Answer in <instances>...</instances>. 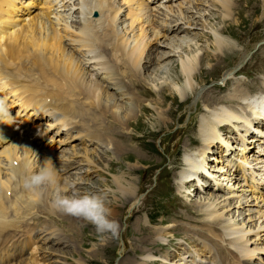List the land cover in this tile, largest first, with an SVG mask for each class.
Wrapping results in <instances>:
<instances>
[{
    "label": "bare ground",
    "instance_id": "1",
    "mask_svg": "<svg viewBox=\"0 0 264 264\" xmlns=\"http://www.w3.org/2000/svg\"><path fill=\"white\" fill-rule=\"evenodd\" d=\"M210 1L180 0L178 3L166 4L167 8L161 15V18L164 19V22L161 25L167 27L165 30H159L157 28L152 15L149 13L135 16L133 19H127L125 16L121 15V28L125 37L118 42L115 39L102 40L103 44L109 48V58L103 64L105 71L102 73H100L99 70L94 69L90 64H85L83 62V58L71 50L65 41H62V28L54 25L52 20L40 17L36 11L30 14V17L24 21L21 28L17 30L15 29L23 22L18 26H14L12 29H7L5 37L7 41L10 42L12 47L18 52H41L44 56L43 61H47L56 66H62L77 76L80 88L90 96L87 101L88 105H86L83 114L87 120V126L93 130L94 138L96 139L94 143H98V141H100L99 145L101 147H105L104 152L106 154H115V158L110 159V162L119 161L120 159L123 160L128 158V156L120 158L121 156H124L122 154L130 155L129 152H131L129 151L128 144H124L118 140H120V138L127 137L125 130H127L130 126L131 121L134 119L133 117H136L137 115V107L134 105V102L136 100L139 102L140 100H144L145 102L146 99V97L140 95L136 89L137 87L143 88L142 82L139 81L135 84L134 82H131L132 79L137 77L139 78L144 73V77H141L142 81H144V90L148 86H151L153 91L156 93L155 95L161 98L160 100L163 99L164 89L168 87L166 83L169 85L171 90L170 92L177 94L180 101H187L194 96L197 100V98L201 95L210 93L211 91L204 93V86H200L204 82H198V80H196L197 76L194 69L197 66V55H182L181 53L182 50H184L183 48L185 46L187 48L194 46L198 47V42L209 36V38L206 39V42H209V46L212 47L213 50L217 51V53L214 51L211 52L208 47L205 54H208L209 58H212L213 60L217 58L220 62H224V59L226 60L230 54L234 55L231 59L236 56V45L232 44L229 36L225 37V32H223V29L226 28L218 30L213 27H209L205 17L208 16L207 12H209L212 7H220L222 9L223 18H229L231 20L232 17L230 15L233 13L229 8L230 2L227 0ZM77 18H80L79 12H77ZM196 30H203V32L206 30L208 34L213 32L212 34L214 37H210V35H204L202 33L199 34ZM187 31L190 33L189 35L193 34L196 37L192 38V36L187 35ZM182 32L185 33L179 35V33ZM160 44L165 46L167 45L170 50L160 51L155 49V46H160ZM111 47H113L114 50L119 48V51L112 52L110 51ZM179 47L182 50L180 49L179 51ZM176 49L179 51L178 60H176L178 62L177 66H179V71L173 73L170 72L168 77H166V80H162V76L165 75L162 74H167V65H169V72L173 69L171 67L174 66L176 61H170V63L163 62L160 66L153 67L151 69L150 65H152V63L154 64V62L157 64V62H161L164 59L173 56L175 51V53H177ZM156 51L157 57L152 61V56H155ZM238 55L240 54L238 53ZM245 57L246 55H240L239 63L244 61ZM120 65H123L124 68H119ZM218 68L219 67H210V69L214 72H216ZM236 68L229 70L230 72L223 77V80L226 81V79L230 77L232 79V76L236 73ZM124 70L126 72H123ZM128 77H130L129 81L131 82V85L127 81ZM138 78L137 80H139ZM235 80H238L237 77ZM258 80L261 81V84L264 86V79L259 78ZM225 88H227L226 85L221 84L214 87L217 91V98L211 109L208 111L212 116L207 120L203 119L202 124L199 127L200 146H197L196 150L185 151L183 156L184 165L181 166L182 171L179 174L180 181L177 183V189L182 193H186L185 190H182V188L188 183H191V186H195L194 190H199V188L203 187V185L213 189L214 183L208 176V171H205L208 161L211 159L214 161L216 157L214 153L222 151L226 146L225 143H232L230 134H232L233 130H235L233 125L242 131L244 130L243 127L246 123L245 115L254 109L253 104L255 103L256 107H258L259 104L264 105V92H258L251 96L250 94L253 93L249 92L246 87V89H235L234 93L233 91L229 92L227 89L229 96L227 95V98L222 99L225 94L223 93ZM208 95H211V93ZM211 96H215V94ZM231 97H233V99H231ZM121 99L126 102L123 101L124 103L121 104ZM229 99L237 101V104L226 105V103L231 102ZM160 100H158L155 104L146 102L145 106L152 108L157 113V119L163 124H167L168 122H171L170 116L172 115V111L169 109H167L166 112L164 110L160 111L157 105ZM202 106L203 111L200 114V118H203L201 116L207 109V105L204 106V103ZM234 108L239 109L234 110ZM255 110H260V108H255ZM110 116L113 120V124L117 125L121 131L116 132V129H113L112 131L109 129V132H105L104 136V130H102V127L104 126L105 121L110 119ZM224 130L226 133H224ZM222 134H225L226 136L223 137ZM252 135L256 134L252 133ZM130 136L129 140L135 137V135ZM116 138L118 140H116ZM234 138H236V136ZM247 140L252 141L251 143H255L257 141V139H254L253 137H251L250 140L249 136L247 137ZM187 142L189 144L192 143L189 139ZM233 144L234 146L232 147V150H236L238 148V141H234L232 145ZM88 146L89 145H84L82 147L77 144H72V150L70 149L71 147L64 148L62 151H60L62 148L58 149L54 152L55 157L53 158L41 154L39 148L32 140L19 135L10 139L2 147L6 160L4 162L5 168L20 166L22 164H25L29 168L28 170L19 169L18 171H10L0 168V202H3L4 204L3 207H0V235L2 238L17 235L18 231L13 229L11 226H15L21 218H29V216L32 217L34 214L47 213L50 216H53L57 220L56 223L59 224V228H57V225H53L52 228L46 225V227L51 231L50 234H54V238L52 239L53 244L61 240H63V243L61 244H66L71 241V239L69 241H65V239H68L69 237L65 234L66 231H64L63 228H60L61 224L68 226L69 230L72 229V231H74L72 237L73 240L75 239V243L76 241L80 244L82 243V241L77 239L81 230L78 229L79 227H76L78 220L81 221L82 219L57 211L52 207V200L54 198V193L58 189L68 188L70 184H76L75 179L80 180V178L74 177L73 173H75L76 176H80L81 173L86 174L90 171L88 169L83 170L82 167V162H86L87 164L94 162L90 155L93 150ZM210 148L211 151H209ZM49 151L50 153H53V148H50ZM206 151H208V154H206ZM78 153L83 154L84 156L81 157ZM79 156L81 158H79ZM46 158H51L53 164L56 166L57 171L55 182L38 191H28L21 187L18 191H12L14 192V195H12L11 198H7L5 191L7 192L9 189H12L11 185L13 178L18 176L19 179H21L28 174L34 173L42 166ZM254 159L257 164L264 160V158ZM15 160H18L16 164L14 162ZM214 165L213 169L216 170V172L212 171L215 173L212 175L216 177L219 170H223V173L218 174L219 176L217 177L223 178L225 181L228 180L226 182H220L218 189H213V191L218 190L222 193L219 194L212 192L210 198H203V204L202 202H198L197 199H194V201L197 200L196 204L193 205L194 207L189 205V211L193 212V215L189 216L188 214L184 218L187 222H194L192 220V216L196 215L197 212H200L201 216L198 217L200 222L187 224L184 221H178L177 223H181L183 225L176 229V232L179 233V230H183L188 237H192L197 234L205 235L207 237L211 235H219L228 240V242L232 245H235L239 249L243 250L245 257L251 262V264H262V262L264 264V261L261 262L260 259L264 252V188L261 190L260 194L255 193L253 188L250 190V188L243 184L239 175L230 170L226 171L227 168L219 165L218 163ZM88 166L92 167L90 165ZM257 166L258 165H256V167ZM67 171H69V174H72L73 177L68 178L62 176V173ZM226 172L227 175L224 174ZM233 179L235 180L233 181ZM112 183L116 187H119V192H122L120 201H128L130 204L135 201L138 196V188L134 186L135 183L132 180H127L125 175H116L113 176ZM78 186H81V184L77 183V187ZM226 190H228V192L224 193ZM250 191L251 193H249ZM182 193L179 194L185 198L184 200H186V202L190 201H187V199H189V194H186L185 197ZM239 207L245 208L249 215L257 212V215L259 216L257 219L255 217L257 222L253 225H245V223H243V219L242 222H239L237 216H244V212H239V210H237ZM254 207L255 209H253ZM118 208H120V206ZM234 208L236 210H234ZM115 213L116 212L113 213L114 218L117 219L118 216ZM66 218H68L71 223L68 222ZM181 219H183V217H181ZM252 221H254V219L253 217H250L249 222ZM146 222L147 221L144 222L145 225H147ZM215 227L223 229V233L217 231ZM171 231V229L162 227L152 229L151 236L150 234H144V236L152 239V242H149V240L146 241L149 243V246H147L148 248L144 249L143 245L146 242L143 239L140 246L136 243L135 250L142 247L145 252L148 251L149 247L155 249L161 245L159 242L164 243L163 240H165V237H167ZM24 233L30 234L31 231L26 228ZM123 238L126 239L125 237ZM126 243L127 241L124 244V252L129 245V242L128 245ZM43 246L45 245L40 244L35 247L30 254L24 256L22 259L23 261L21 260V262L24 264H36L34 257L39 256V259L43 258V253L38 251L39 248H42ZM110 249H112L111 246L106 244L102 247V252L108 253ZM162 250L165 251V253H162ZM151 253L153 255H169V253L171 254V250L166 248L164 243V247L160 249V252L155 251ZM92 259H94V257L90 258V260ZM16 263L18 264L19 262ZM120 263L123 264L122 261H120ZM133 264H141V262L136 258L133 260ZM152 264H156V261H152Z\"/></svg>",
    "mask_w": 264,
    "mask_h": 264
},
{
    "label": "rangeland",
    "instance_id": "2",
    "mask_svg": "<svg viewBox=\"0 0 264 264\" xmlns=\"http://www.w3.org/2000/svg\"><path fill=\"white\" fill-rule=\"evenodd\" d=\"M227 1L230 2L229 8L233 13L232 15H230L232 17L231 20L229 18H223L222 9L220 7H212L210 9L211 12H207L208 16L205 17L207 19L209 27H213L218 30L226 28L223 29V32H225V37L229 36V38L231 39L230 42L237 47V54L233 59H231L234 56L233 54H230L226 60L224 59V62H220L217 58H215V60L209 58V55L205 54L208 47L211 52L214 51L215 53H217V51L213 50V48L209 46V42H206V39H208L209 36L204 40L201 39V41L198 42V47L194 46L187 48L185 46L183 48L184 50L179 47V51L180 49L182 50V55H197V66L194 69V72L197 76L196 80H198V82H204L200 85L202 87L204 86V93L207 91H211V95L215 94V96L208 95L210 93H205L198 97L197 100L194 96L187 101L182 102L180 101V98L177 94H175L174 92H170L171 90L169 88V85L168 83H166L168 87L164 89L163 99L160 100L161 98L155 95L156 93L153 91L151 86H148L144 90V81H142L141 79V77H144L143 73L142 76H140L139 78L137 77L139 80H137V78H134L131 82H134L135 84L139 81L142 82L143 88L137 87L136 89L140 95L146 97L145 102L144 100H140V102L136 100L134 102V105L137 107V115L136 117H133L134 119L132 121L130 120V126L127 130H125L126 132L124 131L127 137L120 138V140L116 138V140L129 145V151H131L129 152L130 155L122 154L124 156L120 157L125 158V156H128V158L110 162V159L115 158V154H106L104 152L105 147H101L99 145L100 141H98V143H93L88 146L93 150L91 151L90 155L93 158L94 162L90 164L82 162L83 170L88 169L90 171L86 174L81 173L80 176H76V174L73 173L74 177L80 178V180L75 179L76 185L77 183L81 184V186H78L79 189L107 191L110 207L113 209V213L116 212L115 214L118 216L117 219L122 225L119 239H100L95 231V227L82 219L81 221L78 220V224H76V227H79L78 229L81 230L77 238L79 239V241H82L81 245L77 241L75 243V239L73 240L72 235L74 231H72L71 227V230H69L68 226H64L61 224L60 228H63V230L66 231L65 234L69 237L68 239H65V241H69L70 239L71 241L66 244H61L63 243V240L59 241L60 243L57 242L54 244L52 240L46 243H41V245L43 244L45 246L39 248L38 251L43 253V258L39 259V256H35L34 259L36 261V264H121L120 261H122L123 264H133L134 259L137 258L139 261V257L143 253H146L144 249L148 248L147 246H149V243H147L146 241L149 240V242H152V239H150V237L144 236V234H150L151 236L152 229L158 227L168 228L172 230L171 233L167 235V237H165V240H163V242L165 243V247L171 250V254L169 253V255H153L156 258L153 260V262L156 261V264H186L185 260L180 259L179 252L182 253V249L185 246L183 241H190L191 239H189L188 235L183 230H179V233L176 232V229L183 225L177 222L184 221L187 224L200 222L198 219V217L201 216L200 212H197L196 215L192 216V220L194 222H187V220L184 218L188 214L189 216L193 215V212L189 211V205L191 207H194L193 205L196 204L197 200L198 202H202L203 204V198H210L212 192L219 194L222 193L220 191H211L208 186L204 185L203 187L199 188V190H194L195 186H191V183H188L185 187L182 188V190H185L186 193H182L177 189V183L180 181L179 174L182 171L181 166L184 165L183 156L185 154V151H193L196 150L197 146H200L199 127L201 126L203 119L207 120L212 116L208 111L211 109L217 98V91L214 89V87L219 86V84L226 85L227 88H225L223 91V93H225L226 95L224 94L222 99L227 98L230 91H233L234 93L235 89L240 88H247L249 92L253 93L250 94L251 96L258 92H264V86L261 84V81L258 80L259 78L264 79V0ZM23 24L24 22L15 29L17 30L21 28ZM196 31L199 34L202 33L204 35H210V37H214L212 34L213 32H211V34H208L206 30L204 32L203 30ZM184 33L185 32L179 33V35ZM186 34L189 35L190 33L187 31ZM189 36H192V38L196 37L193 34ZM194 41L197 42L196 40ZM155 49H158L160 51L170 50L167 45L165 46L163 44H160V46H155ZM179 51L177 50V53H175V51L173 56L168 57L161 62H157V64L156 62H154V64L152 63V65H150V69L160 66L161 64H163V62L170 63V61L174 62L178 60ZM238 53L243 56L248 55L243 68L241 66L237 67L240 58V55H238ZM156 57L157 51L155 53V56H152V61ZM177 64L178 62L176 61L174 63V66L171 67L173 69L169 72V65H167V74H162H165L164 76H162V80H166V77H168L170 72L173 73L179 71V66H177ZM211 66H213L214 68H219L216 72H214L212 69H210ZM236 67L237 70L236 73L232 76V79L230 77L226 79V81L223 80V77H225L230 72L229 70H233ZM119 68L123 69L124 66L120 65ZM123 72L126 71L124 70ZM235 76L239 81L235 80ZM129 78L130 77H128L127 81L130 84L131 82L129 81ZM232 80H235L234 85ZM227 89L229 92L227 91ZM231 99H233V97H231ZM158 100H160L159 103H157L160 111L164 110L166 112L167 109L172 111V115L170 116L171 122H168L167 124H163L162 122H160V120L157 119V113L152 108L145 106L146 102L155 104ZM123 101L124 100L121 99L120 103L122 102L121 104H123L124 102H126ZM230 101L231 102L226 103V105L237 104V101L235 100ZM203 103L204 106L207 105V109L201 116L203 118H200V114L203 111ZM236 109L239 108H234V110ZM105 124L102 127V130H104V136L105 132H109V129L110 131H112L113 129H116V132L121 131L119 130L117 125L113 124L111 116L110 119L105 121ZM224 133H226L225 130ZM234 134L235 130H233V133L230 134L231 139L235 137ZM130 135H135V137L129 140V137H131ZM222 135L223 137H225V134ZM188 139L192 141L191 144L187 142ZM233 146L234 144L231 146V149H233ZM64 148H70L72 150V144L68 145L67 147H63L60 151H62ZM209 151H211V148L209 149ZM206 154H208V151H206ZM80 156L83 157L84 155L80 154ZM80 156L79 158H81ZM217 162L218 161L216 160V158L214 159V161L212 159L209 160L205 171H208V173L211 175L215 174L212 171L216 172L213 167L215 166L214 164H217ZM218 164L221 165L220 163ZM88 165L92 167H89ZM64 173H62V176L64 177H73L72 174H69V171ZM218 174L219 172L217 173V176H219ZM224 174L227 175V172ZM116 175H125L127 177V180L130 179L135 183L134 186L138 188V196L136 198L137 200L135 199V201L131 204L128 201H120L122 192H119V187H116L112 183V178ZM220 179H222L220 180V182L228 181L223 180V178ZM234 180L235 179H233V181ZM178 192L184 194L185 197L186 194H189V199H186L187 201H190L186 202V200H184L185 198ZM227 192L228 190H226L224 193ZM194 199L197 200L194 201ZM119 206L120 208L122 207L121 211L120 208H118ZM253 209H255V207ZM234 210L236 209L234 208ZM237 210H239V212H244V216L238 217L236 215L239 222H242L244 220L243 223H245V225H253L257 222V220H255V217L256 219L257 217H259L257 215V212L249 215L243 207H239ZM181 217H183V219H181ZM250 217H253L254 221L249 222ZM29 218H31V216H29ZM41 219L43 221H46V223L44 224L45 227L47 225L52 228L53 225H57V228H59V224L56 223L57 220L53 216L44 213L41 214ZM66 219L68 222H70L68 218ZM144 219L145 221H147V225L144 224ZM46 229L48 233L49 229L47 227ZM123 237H125L126 239H124ZM143 239L147 243L143 245L144 249H142V247L138 250H135L136 243L140 246ZM126 241V244L128 245L129 242V245L127 247L128 250L126 249V251L124 252L123 248ZM159 243L161 244L160 246L156 247L155 249L149 247L147 252H160V249L164 247V243ZM106 244H109L112 249H110L108 253H103L102 247ZM163 252L165 253V251L162 250V253ZM89 257H94V259L90 260ZM260 259L264 261L262 257ZM18 264L24 263L19 261Z\"/></svg>",
    "mask_w": 264,
    "mask_h": 264
},
{
    "label": "clouds",
    "instance_id": "3",
    "mask_svg": "<svg viewBox=\"0 0 264 264\" xmlns=\"http://www.w3.org/2000/svg\"><path fill=\"white\" fill-rule=\"evenodd\" d=\"M13 115L6 97H0V121L10 124ZM56 166L51 158H46L41 167L23 180V187L28 191L41 190L55 182ZM52 207L57 211L81 218L92 224L100 239H119L122 225L114 218L107 191L79 189L76 184L55 192ZM156 259L151 252L143 253L141 264H152Z\"/></svg>",
    "mask_w": 264,
    "mask_h": 264
}]
</instances>
